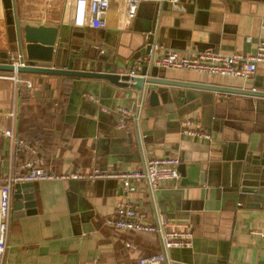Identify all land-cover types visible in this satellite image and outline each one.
I'll return each mask as SVG.
<instances>
[{
  "label": "crops",
  "instance_id": "obj_1",
  "mask_svg": "<svg viewBox=\"0 0 264 264\" xmlns=\"http://www.w3.org/2000/svg\"><path fill=\"white\" fill-rule=\"evenodd\" d=\"M178 1L183 10L169 2L162 8V0H141L121 28L116 8L99 28L64 23L63 0H15V8L19 24L60 25L61 34L74 43L75 56L85 59L101 49L131 66L142 55L149 31L180 53L208 49L246 55L264 38V0ZM4 14L0 0V49L6 40ZM77 31L80 35H73ZM159 73L264 91V63L246 78L172 67ZM8 74L0 71V127H11L33 152L10 154L8 138L0 132V179L27 156L58 172L135 168L146 156L167 154L186 165L200 164L205 175L201 184L182 183L180 175L163 179L150 193L141 181L124 192L113 177L31 181L34 212L13 215L10 195L0 264H137L138 257L157 252L159 243L151 233L104 223L117 199L137 206L149 220L159 211L171 225L192 230L191 246L171 249L169 264H264L259 233L264 231V165L256 156L264 99L184 88L179 101L169 98L151 107L144 100L139 152L120 137L132 119L120 126L119 108L133 111L137 105L130 90L81 76L19 72L31 81L27 87ZM12 109L13 117L8 115ZM187 116L208 129L211 139L180 134V120Z\"/></svg>",
  "mask_w": 264,
  "mask_h": 264
},
{
  "label": "built area",
  "instance_id": "obj_2",
  "mask_svg": "<svg viewBox=\"0 0 264 264\" xmlns=\"http://www.w3.org/2000/svg\"><path fill=\"white\" fill-rule=\"evenodd\" d=\"M63 1V22L70 27L76 28L104 27L106 24V15L114 8L120 11V14L117 16V26L121 28L123 22L135 15L138 5L141 2V0ZM166 1L175 9L183 10V6L178 0ZM152 53H156L152 59L153 64L156 66L184 68L199 72L234 75L246 78L253 73L258 63H264V38H259L253 50L246 55L239 52L221 53L208 49L180 53L176 49L165 47L153 41L150 44L149 55H144L139 58L135 65L129 67L127 71L128 77L137 74L141 62H149ZM16 63L18 62L15 60L13 65H16ZM7 77L14 82H21V84L27 87L31 85V81L19 75V72L12 71ZM119 110L121 114L119 125L124 126L126 118H132L133 111L123 107L119 108ZM8 115L11 117L14 116L13 109L11 112H8ZM0 132L8 138L10 154L20 151L33 152L31 145L15 134L11 127H0ZM179 133L199 140L211 139V132L198 125L189 116L183 117L180 120ZM178 163L179 159L173 155H150L144 157L141 165L135 168L105 170L93 166L86 171L73 170L56 172L43 167L35 156H27L16 168L9 170L0 179V257L5 248L10 195L15 182L41 179L67 180L113 177L119 180L120 189L124 192L134 190L136 183L141 181L150 193V191L158 186L160 180L178 178ZM104 223L115 229L147 232L156 237L160 249L155 253L138 257L136 259L137 264H169V251L175 248L190 247L193 238V232L190 228L171 225L163 213L153 211L152 220H149L143 210L122 199L115 201L113 214L105 217ZM259 233L262 236L264 235L263 230L259 231ZM124 245L128 248H134V245L128 241H124Z\"/></svg>",
  "mask_w": 264,
  "mask_h": 264
},
{
  "label": "water",
  "instance_id": "obj_3",
  "mask_svg": "<svg viewBox=\"0 0 264 264\" xmlns=\"http://www.w3.org/2000/svg\"><path fill=\"white\" fill-rule=\"evenodd\" d=\"M1 5L5 13L6 40L2 41L0 49V71L81 76L99 79L100 85H105L107 81L116 87L130 90L135 95L137 105L133 110L131 124L123 128L125 131L120 137L129 148L139 152H141V140L138 127L140 107L144 100L151 107L159 105V102L165 103L169 98L179 101L180 96L184 94L181 93L185 92L184 88L237 92L264 99V91L253 90V88L230 87L167 77L165 73H159V69L164 67L156 66L152 62L156 53H152L149 62H141L137 74L128 77L127 71L131 65L124 64L118 58L108 55L107 51L92 52L85 59L75 56L76 53L71 52L72 49H76L74 43L70 41L69 34H61L60 25L19 24L15 0H1ZM166 5L167 1L162 0L161 7L164 8ZM153 32L146 33L142 55L139 54V58L149 55L150 44L156 41ZM72 33L80 35L78 31ZM15 60L18 63L13 65ZM262 113L257 128L259 138L256 156L260 165H264V107ZM177 169L182 183L201 184L203 182L205 170L200 164L186 165L184 162H179ZM11 195L13 215L35 211L31 181L15 182Z\"/></svg>",
  "mask_w": 264,
  "mask_h": 264
}]
</instances>
